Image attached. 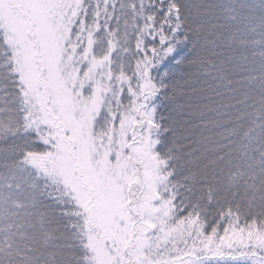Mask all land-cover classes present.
<instances>
[{
  "label": "snow or ice",
  "instance_id": "snow-or-ice-1",
  "mask_svg": "<svg viewBox=\"0 0 264 264\" xmlns=\"http://www.w3.org/2000/svg\"><path fill=\"white\" fill-rule=\"evenodd\" d=\"M0 264H264V0H0Z\"/></svg>",
  "mask_w": 264,
  "mask_h": 264
}]
</instances>
